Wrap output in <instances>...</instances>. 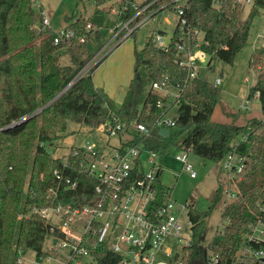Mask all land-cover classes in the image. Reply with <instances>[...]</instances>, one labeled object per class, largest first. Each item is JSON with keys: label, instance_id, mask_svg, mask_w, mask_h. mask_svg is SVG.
Here are the masks:
<instances>
[{"label": "trees", "instance_id": "1", "mask_svg": "<svg viewBox=\"0 0 264 264\" xmlns=\"http://www.w3.org/2000/svg\"><path fill=\"white\" fill-rule=\"evenodd\" d=\"M111 1L95 0L96 9L87 19L66 16L67 27L75 35L55 44L52 35L35 26L32 0H0V264H17L18 256L29 251L46 255L43 246L47 224L32 212L34 207L80 206L96 199V180L79 172L78 162L71 169L62 167L61 160L46 149V144L65 131L67 121L97 128L107 121H128L137 111V119L150 124L156 114L157 95L146 89V84L164 75L179 81L185 77L175 62V44L180 37L177 26L167 51L156 47L151 36L142 48H134L133 76L119 110H114L109 98L93 86L92 73L100 61L78 77L96 52L87 49L92 30H85V26L90 23L100 39L104 5ZM244 8L239 0L189 1L185 15L190 29L204 32L201 49L209 54L208 65L214 59L232 62L247 42L258 9L264 11V0H255L246 15ZM79 36L86 40L80 41ZM61 49L67 53L68 63H59ZM249 66L256 78L247 97L257 95L261 118H248L244 124L212 120L216 105L221 103L220 88L199 76L185 84L179 97L175 131L166 136L157 130L147 137L135 135V142H143L162 156L176 146L213 162L230 152L241 157L242 169L234 179V199L227 202L225 188L219 184L207 210L189 208L192 241L181 250L182 264H207L209 252L218 256V264H233L235 252L257 220L258 204L264 200V45L251 54ZM221 108L224 115L234 117L222 103ZM69 160L74 158L70 156ZM56 168L76 177L75 190L59 184L53 174ZM159 187L163 188L161 184ZM216 207L220 208L222 227L204 245L200 240L205 219ZM94 251L96 264H118V255L105 246ZM244 264L257 261L247 258Z\"/></svg>", "mask_w": 264, "mask_h": 264}, {"label": "built area", "instance_id": "2", "mask_svg": "<svg viewBox=\"0 0 264 264\" xmlns=\"http://www.w3.org/2000/svg\"><path fill=\"white\" fill-rule=\"evenodd\" d=\"M189 1L147 0L136 3L128 0L114 11L115 19L107 43L112 44L111 48L132 38L153 16L162 12L174 13L180 33L175 44V62L184 71L185 77L179 81L164 75L149 84V90L157 95L156 114L150 124L139 121L137 115L128 121H107L97 128L108 138L118 137L116 143L99 146L96 142L87 141L71 147L65 158H59L62 167L70 169L73 163L78 162L79 172L96 180V199L80 206L67 203L34 207L32 212L45 219L47 224L43 246L46 255L37 256L36 251H31L33 258L28 261L36 264H96L97 255L93 250L103 245L118 255V264H182L181 250L192 241L191 222L187 213L193 207V202L176 201L171 191L159 181L162 171L159 158L162 159L167 153L162 156L134 139L136 134L150 136L153 130L160 133L161 129H167L169 134L175 126L176 110L174 116H169V111L173 107L177 109L185 84L199 77L204 65L208 66L209 54L201 49L204 32L190 29L185 15ZM254 1L239 0L244 7L251 6ZM39 15L42 29L53 36L55 44L75 35L74 30L67 26L51 29L44 9L40 10ZM92 28L90 23L85 26V30ZM150 36L156 47L164 51L169 49L172 34L167 40L159 31ZM78 39L86 40L84 36ZM106 45L96 51L78 77L105 56ZM221 78L222 75L217 76L214 84H220ZM247 106L248 101H245L239 105V109H246ZM189 154L187 150L178 149L174 159L190 178H195L197 171L189 161ZM70 156L74 158L73 161L69 160ZM222 160L226 170L236 174L241 171V157L236 153L230 152ZM53 174L64 189L75 190L76 177L64 175L59 168L54 169ZM48 192L56 195L53 189ZM225 192L229 198H235L236 191L225 189ZM229 201L231 199H227ZM187 228L190 237L186 236ZM170 243L179 244L180 252L175 251ZM25 256L26 253L20 254L16 263L24 264ZM247 258H254L257 264H264V200L258 204L257 220L235 252L233 264H244ZM218 263V256L209 252L207 264Z\"/></svg>", "mask_w": 264, "mask_h": 264}, {"label": "rangeland", "instance_id": "3", "mask_svg": "<svg viewBox=\"0 0 264 264\" xmlns=\"http://www.w3.org/2000/svg\"><path fill=\"white\" fill-rule=\"evenodd\" d=\"M128 0H113L104 8L105 21L104 25L99 28L100 39L96 38L92 28V33L87 39V49L89 53H94L106 40L107 29L112 26L115 14L114 11ZM136 3H142L147 0H133ZM33 7L36 13V24L40 26L39 14L43 8L50 19V26L53 30L66 25V16H76V19H87L96 9L95 0H33ZM248 6L244 8V15L248 12ZM89 15V16H88ZM264 20L263 11L258 9V13L253 18L251 23L261 24ZM177 24V17L172 12H162L153 16L149 21L145 22L136 32L134 38L128 41L125 46L130 48V45L136 49L143 47L150 35L154 32H162L164 39L167 40L173 33ZM43 28V27H42ZM259 37L256 42L248 40L240 50L234 55L231 63H226L221 60L214 59L212 62L201 69L199 76L211 83H214L215 78L222 73L221 83L217 86L220 88V102L227 107L229 112L234 113V117H227L221 111V103L217 104L213 113L212 120L218 122L235 121L237 124H244L248 118L262 117L260 103L257 95H253L248 99L249 88L254 84L256 78L255 70L249 66L251 54L264 42V29L258 28ZM101 38L103 40L101 41ZM100 42H102L100 44ZM98 44V45H97ZM97 45V46H96ZM92 58V57H91ZM90 58V59H91ZM58 61L60 64L68 63V55L64 50L59 51ZM90 61V60H89ZM88 61V62H89ZM88 65V64H87ZM127 73L133 75V53L130 56L128 53H115L109 61L102 66L95 75V83L100 86L102 91L118 90V95H123L125 86L122 84L123 77ZM149 89V82L145 86ZM100 90V89H99ZM120 96H118L119 98ZM118 98L112 102V108L119 110L120 105L117 104ZM124 100V98H123ZM248 100L246 109H239V105ZM123 102V101H122ZM176 107H173L168 115H175ZM232 110V111H231ZM235 111V112H234ZM175 131L173 128L171 130ZM183 135H181L176 143H179ZM118 137L108 138L99 128H90L86 125L67 121L66 129L62 132L57 140L51 144H46V149L54 158H65L69 149L73 146L84 144L87 141L96 142L99 146L114 144ZM178 152L176 146L170 147L167 154L159 160L162 163V171L159 176V181L164 187L171 191V196L176 201L183 203L185 200L193 202V208L199 211L208 209L211 198L215 192L216 187L221 184L223 188L236 191L234 179L236 173L226 170L224 168V160L213 162L202 159L201 157L189 154V161L193 164L197 171L195 178H190L188 173L181 169V165L174 159V155ZM228 200H232L229 196ZM220 222V208H213L205 219L204 233L200 240L202 244H207L216 230L221 229ZM187 237L191 236L189 228L185 229ZM173 244V243H170ZM173 249L180 252L179 244H173ZM47 250V249H46ZM33 258L31 251L26 253L24 264H36L30 262Z\"/></svg>", "mask_w": 264, "mask_h": 264}, {"label": "crops", "instance_id": "4", "mask_svg": "<svg viewBox=\"0 0 264 264\" xmlns=\"http://www.w3.org/2000/svg\"><path fill=\"white\" fill-rule=\"evenodd\" d=\"M110 3V2H109ZM109 3H107V4H105L104 5V7H106ZM41 9H43V8H41ZM259 10H261V11H263L262 9H259ZM94 12V11H93ZM93 12H91V13H93ZM263 13H264V11H263ZM89 15H91V14H89ZM88 15V16H89ZM40 16V15H39ZM49 21H50V19H49ZM41 22V21H40ZM252 22H253V20H252ZM263 23H264V20H263ZM263 23H261V24H254L256 27L255 28H253L252 30H251V27H252V25L250 26V29H249V35H248V39H247V41L248 40H250L251 42H256V40H257V37H259L260 35H259V32L257 31L258 30V28H260V29H264V24ZM65 26H67V23H66V25ZM51 27V26H50ZM51 29H52V27H51ZM110 29H111V26H110V28L108 27V29H107V40L99 47V49H97L96 51H99L101 48H103V46L104 45H106L107 43H108V40H109V38H110V34H111V32H110ZM136 34V33H135ZM135 34L132 36V38H134V36H135ZM132 38H130V39H128V40H126V41H124L123 43H121V44H119L118 46H116V47H114V48H111V46H112V44L110 43V44H107L105 47H106V49L104 50V52H107L106 54H105V56H103L102 57V59L101 60H99L100 61V63L97 65V67L94 69V71H93V73H92V81H93V86H94V88L95 89H97L98 91H100V92H102V93H104L108 98H109V100L111 101V102H114L115 100V97H117L118 98V96H120L119 98H118V103L117 104H119L120 105V107H121V104H122V101H123V98H124V96H125V94H126V91H127V89H128V85H129V81L131 80V78H132V76H130L128 73H127V70H126V74H125V76L123 77V81H122V84L125 86V91H124V93H123V95H118L119 94V91L118 90H107L106 88H105V90L104 91H102V89L100 88V86L99 85H97L96 83H95V80H94V78H95V75H96V73L98 72V70H100L101 68H102V66L103 65H105L108 61H109V59L115 54V53H121V52H125V53H128L130 56L132 55V53H133V50H134V46H132V45H130V48L128 47V49H127V47L125 46V44L128 42V41H130ZM103 40V38H101V41ZM102 42H100V44H101ZM98 45V44H97ZM96 45V46H97ZM262 45H264V42H263V44ZM111 48V49H110ZM104 52H102V53H104ZM96 53V52H95ZM94 53V54H95ZM98 61V62H99ZM221 75H222V73H221ZM100 89V90H99ZM139 109H140V106L138 107V111H139ZM232 111V110H231ZM235 112V111H234ZM136 115L138 114L137 113V111L136 112H134ZM228 117V116H227Z\"/></svg>", "mask_w": 264, "mask_h": 264}, {"label": "water", "instance_id": "5", "mask_svg": "<svg viewBox=\"0 0 264 264\" xmlns=\"http://www.w3.org/2000/svg\"><path fill=\"white\" fill-rule=\"evenodd\" d=\"M220 75H221V73H220ZM70 83H71V82H70ZM69 85H70V84H68V86H69ZM68 86H67V87H68ZM67 87H66V88H67ZM38 111H39V110H38ZM33 114H35V113H33ZM33 114H31V115H33ZM31 115H29L28 117H30ZM133 118H136V114H135V113L133 114ZM160 133H161L163 136H166V135L168 134V130H167V129H161V130H160Z\"/></svg>", "mask_w": 264, "mask_h": 264}]
</instances>
